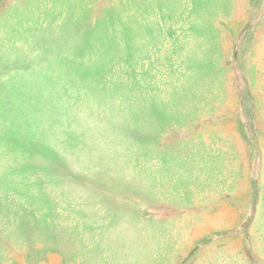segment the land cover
<instances>
[{"label": "rangeland", "instance_id": "1", "mask_svg": "<svg viewBox=\"0 0 264 264\" xmlns=\"http://www.w3.org/2000/svg\"><path fill=\"white\" fill-rule=\"evenodd\" d=\"M0 264H264V0H0Z\"/></svg>", "mask_w": 264, "mask_h": 264}]
</instances>
